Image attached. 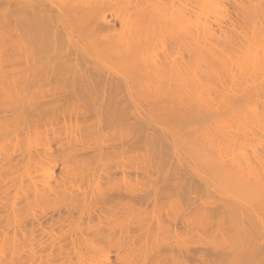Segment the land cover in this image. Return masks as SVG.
<instances>
[{"label": "bare ground", "instance_id": "bare-ground-1", "mask_svg": "<svg viewBox=\"0 0 264 264\" xmlns=\"http://www.w3.org/2000/svg\"><path fill=\"white\" fill-rule=\"evenodd\" d=\"M0 264H264V0H0Z\"/></svg>", "mask_w": 264, "mask_h": 264}]
</instances>
